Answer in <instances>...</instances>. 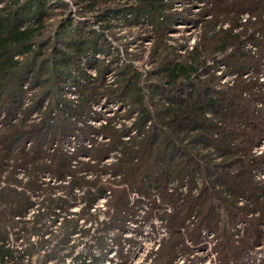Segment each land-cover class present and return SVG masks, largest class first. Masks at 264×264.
Listing matches in <instances>:
<instances>
[{
    "label": "rangeland",
    "instance_id": "374dc122",
    "mask_svg": "<svg viewBox=\"0 0 264 264\" xmlns=\"http://www.w3.org/2000/svg\"><path fill=\"white\" fill-rule=\"evenodd\" d=\"M20 1L18 2L21 3ZM30 1L34 0H28V3ZM45 1L49 9H42L46 15L40 21L27 19L22 23L23 26L42 27L36 44L32 46L31 55L26 59L19 58L22 64L34 66L37 73L24 75L18 87V95H13L12 90L16 88V84H10V80L0 85V161L7 145H25L28 149L33 144H40L47 153H52L54 147L60 148L67 154L75 156L77 153V160L94 163L93 159L81 154V148L95 149L97 145H114L101 156L100 165H108L115 162L121 154V146L116 137L118 134L121 133L119 141L127 142V145L130 143L131 147L136 148L149 132L152 140L150 141L149 134L144 141L148 146L151 145L157 129V134L161 137L157 144L160 143L161 147L168 149L181 146L185 150H192V154H188L189 158L178 156L172 163H167L168 165L160 162L162 156L157 158L160 160L157 163L160 176L171 173L173 169L178 171L179 167L175 164H181L182 161L189 163L188 160L191 161L189 167L195 161L200 167L214 165L213 168H200L201 175L196 171L193 176L186 174L183 179L174 174L168 182L164 180V175L158 176L157 184L147 187L150 194L146 197L138 195L134 189L129 190L128 197L133 201L132 208L137 211L136 216L124 222L123 229L121 227L110 230L107 233L108 238L105 239V247L97 248L95 237L90 238L79 233L71 237L69 245L76 247L75 252L84 250L85 243L94 245L91 251L93 257L101 255L99 264H162L165 258H168L166 264H223L220 250L223 249L221 245L224 231L220 228L221 223L218 222V227L214 230L200 229L197 241L194 242L187 233L197 218H184L182 213L189 206L193 211H201L199 205L193 207V201L197 200L196 196L201 200L199 196L203 190L210 192L212 189L211 192L218 193L221 204L223 201L226 208L233 206L227 207L229 202H235V207L247 208L242 211L254 222L261 214L260 208L252 204L254 199L264 200V189L255 192L254 199L243 194L235 197L224 192L222 181L215 179V182H211L215 177L213 174H219L224 181L222 175L226 172L232 175L245 172L248 170L247 160L250 156L261 154L264 157V132L256 143L248 142L254 129L249 127L251 123L248 125V122H253V116L237 111L231 104L225 106L231 101L257 110L264 109V32L256 30L252 32L253 39H249L250 30L253 28L250 24L247 25L249 21L257 19V16L237 0H165L164 14H160L158 20L167 15L171 25L166 34L160 36L164 39V45H157L156 38L162 35L157 29V19L149 12L138 13L140 15L137 18L135 12H119L126 5L123 0H109L108 11L99 13L94 3H99L100 0ZM234 1L236 3L229 5ZM66 23L70 26H63ZM224 29L241 34L242 50L250 56L243 61L246 64L243 70L238 68L241 64L239 60L229 59L227 62L224 60L226 54L214 49L221 38L223 39L224 35L220 31ZM246 29L248 31L244 35ZM96 35L102 37L100 41H97ZM84 38L92 44L97 41L95 45L99 50L93 52L89 49L84 54H79L66 46L71 39ZM196 46L205 50V69L208 73L202 70L193 76L192 86L190 83L186 84L181 97L191 100L192 93H196L197 89L203 92L205 87H209V96L215 98V103L220 106L208 109L205 107L204 96L199 97L197 100L204 107L203 113L196 115L200 122L199 129L180 130L175 125L163 127L164 130L159 129L163 125L161 122L157 123L156 119L163 109L172 105L168 100V93L151 91L161 71L158 62L166 56L184 58ZM259 54L261 58L257 57ZM63 55L67 56L65 67L59 64ZM113 90L116 94L123 92L126 99L114 97ZM135 93H139L136 100ZM137 102L146 105L150 122L140 120L142 108L138 107ZM253 113L256 114V111ZM49 127L52 129L47 135L52 136L47 138ZM24 135H31L34 143L31 144L28 140L27 143L17 141L16 144V139ZM45 136L48 141L43 142ZM39 139L41 142L37 144ZM194 140L196 148L191 146L195 145L192 144ZM143 142L142 149L146 146ZM174 142L177 144L174 145ZM248 143L251 145L246 152L239 150L223 156L226 153V144L247 147ZM89 154H92L90 157L96 155L94 151ZM12 163L11 158L7 160L8 166L2 175L8 173ZM69 164L70 168L79 166L74 160ZM178 166L185 167L183 164ZM23 174L19 170L15 177L20 179ZM251 175L253 182L260 181L264 187V166L259 172L252 171ZM99 177L110 181L119 178L111 177L110 174ZM39 178L45 182L50 180L46 173H42ZM48 183L59 184L53 179ZM34 199L39 202L38 197L35 196ZM82 205L69 208V214L77 212ZM105 209L106 199L100 198L90 210H97L95 216L98 224L106 219L103 214ZM219 212L224 216L221 208ZM167 215L172 217L166 218ZM171 218L183 220L184 226L178 228L179 234H170L172 228L168 229V225L172 222ZM59 223L60 221L56 222L55 226ZM77 224L81 229L95 227V223L90 225L83 218H77ZM186 225L189 227L187 230ZM251 227L264 233L262 220ZM176 230L177 228H173V231ZM228 230L234 245L239 244L245 233L251 232L243 220H236ZM139 253L144 255L140 256ZM244 257L238 264H264V243L251 245ZM65 263L69 264L70 258Z\"/></svg>",
    "mask_w": 264,
    "mask_h": 264
},
{
    "label": "trees",
    "instance_id": "16d2710c",
    "mask_svg": "<svg viewBox=\"0 0 264 264\" xmlns=\"http://www.w3.org/2000/svg\"><path fill=\"white\" fill-rule=\"evenodd\" d=\"M18 1L19 0H0V85L9 80L12 82L10 84L15 83L16 88L12 90L13 95H18L19 84L25 76L37 73L34 66L31 64L27 65V63L22 64V60L19 58L26 59L28 55H31L32 46L36 44L37 37L42 27H32L30 25L23 26L22 23L27 19L40 21L46 15L42 12V9H49V5H47L45 0H34L29 3L28 0H21V3ZM123 1L126 5L120 6L124 10H119V12H129L133 14L135 12L137 13L135 14L136 18L140 15L138 13L149 12L152 17L157 19V29L160 30L159 34H162L156 38L157 45H164V39H161L160 36L163 37L166 34V30L170 28L171 23L167 15H163L162 20H158V16L162 13L164 14L165 0ZM237 1H240L250 12L257 16V19L247 23V25L250 24L253 28V30H250L251 33L249 35V39H253L254 34L252 32L256 30L264 32V0ZM109 2V0H100L99 3H94V7L97 8L98 13L106 12L108 8H110ZM233 3H236V1L229 5ZM233 7L235 8L236 6ZM63 26H70V24L66 23ZM61 28L64 29L62 26ZM247 31L248 29L243 32L244 35ZM220 32L223 33L224 37L214 46V49L222 52V54L225 53V59H223L227 60V62L230 61L229 59L233 61L234 59H236V61L239 60L241 64L238 65V68L243 70L244 66H246L243 61L248 60L250 56L242 50L243 40L240 39L241 34L232 33L229 29H224ZM95 38L97 41H100L102 37L96 35ZM97 41L92 44L88 43L85 38L80 40L71 39L66 43V46L68 48L71 47L79 54H84L89 49L93 52L99 50L97 45H95ZM204 52V49L200 50L196 46L189 51L188 55L184 58L177 59L176 57L169 58L166 56L159 60L158 63L161 67V71L159 73V78L153 85L154 89H151V91L160 94L168 93L170 98L168 100L172 105L171 107L163 109V112H161L158 119H156L157 123L161 122L163 125L159 126V129L164 130L163 127H169L170 125H175L180 130L191 128L199 129L200 122L196 118V115L199 116L204 111V107L200 105L197 100L199 97L204 96L206 99L205 107L207 106L208 109L220 106L218 103H215V98L209 96L211 92L209 87H205L206 90L203 92L197 89L196 93H192L193 96L191 100L190 98L186 100L181 97L182 92L186 89V84L190 83L192 86L191 78L193 76L202 70L208 73L205 69L207 65ZM260 55L261 54L257 57L259 58ZM66 57L67 56L63 55V57L59 59V64L61 66L65 67L67 65ZM200 88H202V86ZM158 89L162 90V92ZM112 92L114 97L117 96L119 99H126L123 92L118 94H116L115 90ZM138 95L139 93H135V100ZM230 104L232 108L237 109V111H244L253 116V122H248V125L251 123L249 127L254 128L252 129L253 132L251 135H249L248 142L251 144L256 143L260 139L261 133L264 132V109L257 110L254 107H248L244 104H234L231 101L226 103L225 106ZM137 105L139 108H142L139 116L140 120L150 122L151 118H149L150 115H148L146 105H143L141 102H137ZM252 109L256 111V114L253 113ZM255 116L258 118L255 119ZM153 125L156 124L153 123ZM50 129H52V127H49L46 133L47 138L52 136L47 135L50 133ZM157 133L156 129L153 137L154 142L151 143V145L148 146L144 141L147 136L151 134V132H149V134L139 142L136 148L131 147L130 143L127 145V142L119 141L121 133L118 134L116 137L121 146V154L117 157L115 162L108 165H100L101 156L114 145H97L95 149L81 148V154L88 156L89 159H93L94 163L77 160V153L75 156L67 154L62 152L60 148L54 149V147L52 153H47L42 149V145L39 144L41 142L40 139L37 140V144L39 145L33 144L28 149L24 147L25 145L5 146V152L2 153V160L0 161V264H66L65 261L67 258H70L69 264H99V256L101 255H95L93 257L91 251L94 245L85 243L84 250L75 252L74 250L76 247L72 244L69 245L71 237L78 233L90 238L95 237L97 240L95 241V246L99 249L105 247L107 245V241L105 240L108 238L107 233L112 229H119L121 227L123 229L124 222L132 220V218L136 216L137 211L132 208L133 201L128 197V191L134 189L138 192V195L146 197L150 194L149 190L147 191V187H152L157 184V178L160 176L159 169H157V163L160 160L157 158L162 156L160 162L164 165H168L167 163H172L178 156L180 158H189V155L192 154V150H185L181 146H173L168 149L161 147L160 143L157 144V140L161 138ZM161 133L163 134L164 131H161ZM229 135L231 136V133H229ZM46 136L43 142L48 141ZM112 137L115 136L112 135ZM28 140L31 144L34 143L31 135H24V137H18L16 139V144L18 143L17 141L24 144L27 143ZM151 140L152 134L150 141ZM142 142L143 145H146L144 149L141 148ZM194 143L195 140L192 144ZM249 143L247 147L226 144V153H224L223 156L225 157L227 153L238 152L239 150L246 152V149L251 145ZM173 144L175 145L177 143L174 142ZM191 146L196 148L197 144L195 143V145ZM90 151H94L96 155L90 157V155H92L89 154ZM189 152H191V154H189ZM10 158L13 160V163L10 165L8 173L2 175V172H4L3 170L7 169V160ZM72 160L76 161L79 165L78 168H70L69 163ZM188 161L191 163L190 160ZM189 163L187 161H182L181 164L185 166L184 168L178 166L181 164H175L176 167H179L178 171L173 169V173H163L164 176H161L168 182L171 180L172 176L176 175L183 179L186 174L187 176L190 174L193 176L196 171H199L201 175V169L208 170L212 169L214 166L200 167L198 163L196 164L194 161V165L189 167ZM263 166L264 157L261 154L256 157L250 156L247 160L248 170L236 175H232L231 173H229V175L226 172V174L222 175L224 181L219 174H213L215 177H213L211 182H213V180L215 182V179H218L219 182L222 181L225 191L223 187L221 189L227 192L226 194L228 195L231 194L236 197L237 195L243 194L246 195L247 198H249V196L253 198L255 192L263 190L264 187L259 183L260 181H252L251 172H259L262 170ZM19 170L21 173H24L20 179L15 177ZM42 173H46L50 180L53 179L54 182H59V184H49L48 182L50 180H48V182L42 181L39 178ZM105 174H110L111 177L116 176L119 178L110 181L99 177ZM88 176L90 177L88 178ZM144 184L145 187L143 186ZM117 185H122V187H117ZM211 191L207 192L203 190L201 196H199V198H201V200L199 199L200 202H198V196H196L197 200L193 199V207L199 205L201 211H193L191 206L185 207L182 213L184 218L193 216V218H197L196 223H194L191 229L187 225L185 226L186 230L189 228L187 235L196 242V237L200 229L214 230L216 226L218 227L217 223H221L220 228L224 231L222 236L223 244L221 245L223 249L220 250L222 256L221 261H223V264H229L230 262L232 264H238L245 259L244 256L246 251L251 245L261 242L264 243V233L251 227L252 225H257L261 220L264 224V200L256 201L253 198L254 203L252 205L259 207L261 211L260 216L258 219H254V222L253 219H249L244 215L246 213H243L242 210L245 211L247 208H237L234 206L235 202H229L227 207L233 206L231 208H226L223 201L221 204L217 196L218 193ZM79 192H81V195H78ZM35 196L38 197L39 202L34 199ZM100 198L106 199V209L103 211L106 219H103L98 224L95 216L97 210H93V212H90V210L93 209L94 202ZM217 201L218 204L216 203ZM78 204L83 205L77 212L69 214L68 209L73 206H78ZM219 205L222 211H224V216L219 212ZM174 206L173 204L172 208L175 211ZM172 214L173 213H171V215ZM171 215H167L166 218H169ZM69 216L83 218L84 221L88 222L90 225L95 223V227L92 229H90V227L81 229L82 227L79 228L77 224V218L71 219ZM236 220H243L247 227L250 228L251 232L245 233L239 244L234 245L231 234L228 233V227ZM58 221H60V223L56 227L55 224ZM171 221V224L168 225V229L171 230L172 228L170 234H179L180 230L178 228L184 226L183 220L171 218ZM173 228H177V230L173 231ZM96 232L97 234L95 235ZM218 233H221L220 229ZM167 261L168 258H165L162 264H166Z\"/></svg>",
    "mask_w": 264,
    "mask_h": 264
},
{
    "label": "bare ground",
    "instance_id": "6f19581e",
    "mask_svg": "<svg viewBox=\"0 0 264 264\" xmlns=\"http://www.w3.org/2000/svg\"><path fill=\"white\" fill-rule=\"evenodd\" d=\"M179 28V27H178ZM147 247V246H146ZM144 250V249H143ZM138 255H140V256H143L144 254L143 253H139Z\"/></svg>",
    "mask_w": 264,
    "mask_h": 264
}]
</instances>
